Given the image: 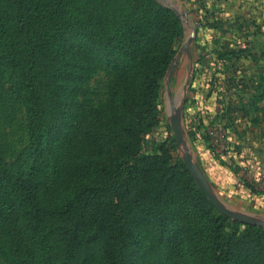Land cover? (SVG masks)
Listing matches in <instances>:
<instances>
[{
    "label": "rangeland",
    "instance_id": "374dc122",
    "mask_svg": "<svg viewBox=\"0 0 264 264\" xmlns=\"http://www.w3.org/2000/svg\"><path fill=\"white\" fill-rule=\"evenodd\" d=\"M69 39L54 79L60 114H49L36 144L24 106L7 97L8 75L0 77V157L16 171L33 166L39 185L40 212L22 222L36 264H61L77 243L79 264H102L97 192L106 197L105 166L125 146L154 181L128 217L142 241L133 264H264V252L239 246L243 237L264 244V0H97V48L76 32ZM186 153L222 205L250 223L223 215L206 196L200 208L189 204L186 196L195 201L202 191ZM157 186L169 200L166 234L150 220ZM6 190L0 183V264H28L5 236ZM255 224L263 229L247 226ZM76 228L87 230L80 240Z\"/></svg>",
    "mask_w": 264,
    "mask_h": 264
},
{
    "label": "trees",
    "instance_id": "16d2710c",
    "mask_svg": "<svg viewBox=\"0 0 264 264\" xmlns=\"http://www.w3.org/2000/svg\"><path fill=\"white\" fill-rule=\"evenodd\" d=\"M112 12L115 13V10ZM114 17L109 16L108 22L113 21ZM141 26L133 30L141 31ZM72 32L86 38L97 48V0H0V77L4 74L9 77L8 99L20 102L25 108L26 130L32 144L48 125L49 114H60L54 79L64 64L62 46L70 40ZM156 37L151 39L155 40ZM113 38L109 36L102 38V41L109 43ZM177 65V61H174L170 66L168 71L171 75ZM120 149H123L121 160L104 169L107 180H110L105 191L106 197L101 198L97 192L96 231L102 264H133L142 241L135 235L133 237L128 227V217L136 211L133 208L137 204L135 201H143L136 196H140L147 183L154 182L150 179L146 181L153 171L142 165L143 159L134 160L128 146ZM32 168L27 172L16 171L0 157V183L7 188L5 202L9 204L2 212L5 236L12 251L23 254L28 264H36L38 252L29 245L22 222L40 212L41 207L39 185L34 179ZM163 193L164 190L157 186L151 198H148L154 208L150 220L160 234L169 232V200ZM134 197L136 199L130 204V199ZM186 199L197 208H200L202 201L208 203L203 192L195 201L189 200L187 196ZM100 201L103 209H100ZM5 202L3 207L6 206ZM222 219L225 224L228 218ZM247 226L249 229H263L258 224ZM84 230L74 229L75 239L80 240L85 234ZM216 231H220L219 226ZM259 241L261 243L255 238L243 237L239 246L264 252V244ZM80 247V243H77L65 249L61 264H79L77 255ZM219 249L222 252L220 246L213 250L214 263L218 261L216 250Z\"/></svg>",
    "mask_w": 264,
    "mask_h": 264
},
{
    "label": "water",
    "instance_id": "95a60500",
    "mask_svg": "<svg viewBox=\"0 0 264 264\" xmlns=\"http://www.w3.org/2000/svg\"><path fill=\"white\" fill-rule=\"evenodd\" d=\"M172 126H173V133L175 136L176 143L179 145L181 144L184 146V141L181 135V129L178 123V120L176 118L172 119ZM184 161L185 164L191 173L192 177L196 180L199 188L203 192V194L206 196V198L210 201V203L223 215L232 218L234 220H239L244 223H250V219L245 216H240L237 214H233L229 212L223 205L222 203L218 200L216 195L214 194L213 190L211 189L210 184H208L201 168L199 167L198 164H196L191 156L189 154H185L184 156Z\"/></svg>",
    "mask_w": 264,
    "mask_h": 264
},
{
    "label": "crops",
    "instance_id": "0c3cea01",
    "mask_svg": "<svg viewBox=\"0 0 264 264\" xmlns=\"http://www.w3.org/2000/svg\"><path fill=\"white\" fill-rule=\"evenodd\" d=\"M208 180V183L210 184V186L212 187V188H215V187H217V186H214V181H212V180H209V179H207Z\"/></svg>",
    "mask_w": 264,
    "mask_h": 264
}]
</instances>
